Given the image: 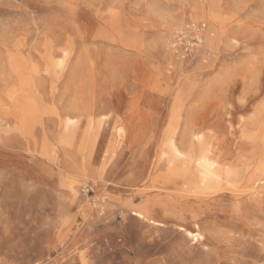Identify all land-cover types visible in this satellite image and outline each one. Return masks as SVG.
Returning <instances> with one entry per match:
<instances>
[{"label": "rangeland", "instance_id": "1", "mask_svg": "<svg viewBox=\"0 0 264 264\" xmlns=\"http://www.w3.org/2000/svg\"><path fill=\"white\" fill-rule=\"evenodd\" d=\"M0 264H264V0H0Z\"/></svg>", "mask_w": 264, "mask_h": 264}, {"label": "bare ground", "instance_id": "2", "mask_svg": "<svg viewBox=\"0 0 264 264\" xmlns=\"http://www.w3.org/2000/svg\"><path fill=\"white\" fill-rule=\"evenodd\" d=\"M194 163L198 166L196 171L192 170ZM167 166L166 172L159 174L154 180L157 184V191L160 194L166 193L178 199L199 198L211 188L212 184L221 179V174L218 171V163L206 154L196 160L192 156H186L184 158L181 152L174 147L172 156L167 160ZM159 206L172 207L173 205L149 200L140 207ZM133 215H137L140 219H144L153 224H163V222L151 216L147 208L135 210L133 211ZM179 227L183 229L182 226Z\"/></svg>", "mask_w": 264, "mask_h": 264}]
</instances>
